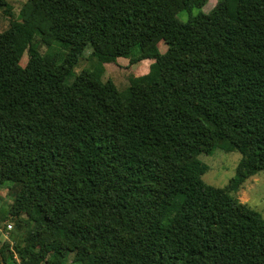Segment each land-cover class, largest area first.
<instances>
[{
  "label": "trees",
  "instance_id": "trees-1",
  "mask_svg": "<svg viewBox=\"0 0 264 264\" xmlns=\"http://www.w3.org/2000/svg\"><path fill=\"white\" fill-rule=\"evenodd\" d=\"M206 2L27 0L14 17L0 0V229L24 232L4 264H264V218L233 195L264 170V0L190 15ZM86 46L98 66L75 74ZM116 57L153 62L120 91L99 67ZM215 149L241 155L220 188L198 159Z\"/></svg>",
  "mask_w": 264,
  "mask_h": 264
},
{
  "label": "rangeland",
  "instance_id": "rangeland-1",
  "mask_svg": "<svg viewBox=\"0 0 264 264\" xmlns=\"http://www.w3.org/2000/svg\"><path fill=\"white\" fill-rule=\"evenodd\" d=\"M27 0H5L10 7L14 17H19V10L26 3ZM221 0H207V2L199 9H193L190 15H195L198 12H208ZM189 14L187 12H179L177 18L180 21L187 20ZM9 17L5 13L3 7H0V31L7 28ZM57 48L60 46L54 44ZM160 52H164L166 46L163 42L158 43ZM91 47L86 46L82 52V57L79 59L76 66L73 68V73H78L82 69H94L96 66V59L91 56ZM27 56L24 53L20 59L19 64L24 66ZM153 61L151 59L141 60L137 64L130 65L127 57H116L109 62L99 65L102 69V75L105 79H110L122 91L129 86L130 80L133 77H138L149 72V67ZM241 155L237 151H224L221 149L213 150L209 155L200 154L198 159L206 165L207 169L203 173L202 180L214 187H224L235 175V168L240 160ZM10 183L5 182L0 185V209L6 212L12 202V193L15 191L10 187ZM233 195L243 204L251 207L264 218V170H260L255 175L248 177L233 193ZM10 225V229L6 228V232L0 233V243H13V237L16 236L17 241H22L21 235L24 234L23 228L18 232L15 231L12 222L9 219L5 221ZM4 222V223H5ZM0 224H3L0 223Z\"/></svg>",
  "mask_w": 264,
  "mask_h": 264
},
{
  "label": "built area",
  "instance_id": "built-area-1",
  "mask_svg": "<svg viewBox=\"0 0 264 264\" xmlns=\"http://www.w3.org/2000/svg\"><path fill=\"white\" fill-rule=\"evenodd\" d=\"M6 228H7V229H10V225L8 224V225L6 226ZM0 232H2L1 229H0Z\"/></svg>",
  "mask_w": 264,
  "mask_h": 264
},
{
  "label": "water",
  "instance_id": "water-1",
  "mask_svg": "<svg viewBox=\"0 0 264 264\" xmlns=\"http://www.w3.org/2000/svg\"><path fill=\"white\" fill-rule=\"evenodd\" d=\"M0 263H1V264H4V262H3L2 258H0Z\"/></svg>",
  "mask_w": 264,
  "mask_h": 264
}]
</instances>
